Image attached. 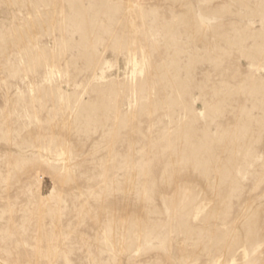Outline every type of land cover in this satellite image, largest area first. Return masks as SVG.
I'll list each match as a JSON object with an SVG mask.
<instances>
[{
  "label": "rangeland",
  "instance_id": "374dc122",
  "mask_svg": "<svg viewBox=\"0 0 264 264\" xmlns=\"http://www.w3.org/2000/svg\"><path fill=\"white\" fill-rule=\"evenodd\" d=\"M0 264H264V0H0Z\"/></svg>",
  "mask_w": 264,
  "mask_h": 264
}]
</instances>
